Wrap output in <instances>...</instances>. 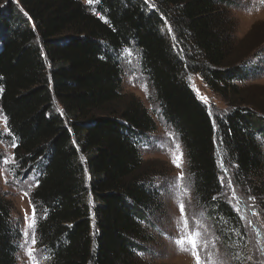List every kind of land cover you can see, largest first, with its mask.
<instances>
[{"label":"trees","instance_id":"trees-1","mask_svg":"<svg viewBox=\"0 0 264 264\" xmlns=\"http://www.w3.org/2000/svg\"><path fill=\"white\" fill-rule=\"evenodd\" d=\"M228 8L229 0H0V144L16 145L14 169L33 182L46 264L152 263L164 173L142 157L156 123L122 88L125 50L181 145L200 218L230 264H255L218 161L264 214V106L243 90L264 75V42L232 60ZM189 75L222 112L198 98ZM12 210L0 190V264H17L22 234Z\"/></svg>","mask_w":264,"mask_h":264},{"label":"rangeland","instance_id":"rangeland-1","mask_svg":"<svg viewBox=\"0 0 264 264\" xmlns=\"http://www.w3.org/2000/svg\"><path fill=\"white\" fill-rule=\"evenodd\" d=\"M6 1L16 2V0H4V2ZM229 1L235 5V8H228V11L235 26L237 40L232 60L236 61L239 58H245L252 47L264 42V2H261V0ZM121 66L124 92L138 98L156 123V132L143 150L142 157L160 168L164 173L159 181L163 189L162 209L159 214L155 215L156 217L152 218L163 232L158 237L154 236L155 241L151 247L153 255L150 256L152 263L150 264H195L191 247L186 239L183 250L176 243L181 237L186 238L187 234L196 237L198 242L197 251L202 264H230L229 259L220 248L219 238L211 231L208 222L200 218L201 213L195 207L190 192V181L185 172L184 157L180 161V168L175 167L172 162L173 155H181V145L174 133L164 126L154 113L155 104L152 102L147 81L142 75L138 61L131 50L123 51ZM189 81L195 93H199V95L197 94L199 99H202V97L207 98L210 109L219 113L225 109L224 104L207 89L199 76L189 75ZM243 90L254 101H258L261 106H264V75L246 83ZM202 101L204 100L202 99ZM0 129L3 134H7L5 120L1 113ZM157 142H161L163 147H160ZM177 144L179 148H177ZM12 145L11 141L0 144V190L11 201L13 207L12 217L19 225L22 234L17 264H33V260L27 255V248H32L35 264H46L47 259H45V255L37 244L35 247L31 245L33 229L28 228L25 221L26 216L28 218L27 223L32 221L33 208L30 203V193L34 185L30 178L19 177L14 169ZM5 160L8 162L4 163ZM220 164L219 160L220 178L223 177L226 199L239 214L251 240V263L254 261L255 264H264V214L258 209L257 202L255 203L252 199L249 200L243 195L240 196L233 185L229 187V174L227 172V175H225ZM181 173H183V179H178ZM170 182H173L172 186H170ZM233 191L235 192V198H233ZM24 193H27V195ZM181 203L184 205L183 217L179 209ZM253 212L256 215H253ZM185 221H187V227H185ZM25 231L29 233L27 245L24 237ZM197 233L198 236H196Z\"/></svg>","mask_w":264,"mask_h":264},{"label":"snow or ice","instance_id":"snow-or-ice-1","mask_svg":"<svg viewBox=\"0 0 264 264\" xmlns=\"http://www.w3.org/2000/svg\"><path fill=\"white\" fill-rule=\"evenodd\" d=\"M261 2H264V0H261ZM86 3L89 4V5H93L95 3H99V0H86ZM145 3L147 4L148 0H145ZM171 31H172L171 28H169V34H171ZM125 51H127V50H125ZM145 88H146V86H145ZM197 94L199 95V93H197ZM202 99L205 101V103H207V98L206 97H202ZM157 143H158V145L160 147H163V144L161 142H157ZM12 146L15 147L16 145L13 143ZM177 148H179L178 144H177ZM81 159L83 160V157H81ZM182 159H183V154L182 153H181L180 156L173 155L172 162H173L174 166L177 167V168H180L181 167L180 161ZM7 162H8L7 160L4 161V163H7ZM220 166H221L222 170L224 171L225 175H227V169L224 167L223 161H221ZM32 179H34V177ZM178 179H183V173H181V175H180V177H178ZM220 179H221V184L223 185V177H221ZM5 182L7 183V181H5ZM172 184H173V182H170V186H172ZM228 185H229V187H232V180L231 179H229ZM24 194L27 195V193H24ZM233 198H235V192L234 191H233ZM214 199H215V197H214ZM30 203H31V201H30ZM32 208H33V212H32V221H31V223H27L28 222L27 216L25 217V221H26L27 227L33 229V232L31 233V245H32V247H35V245L37 244L36 232H35L37 209H36V206H35L34 203L32 204ZM179 209H180V214L183 217L184 216V205H183V203H181L179 205ZM253 215H256V213L253 212ZM185 227H187V221H185ZM198 235L199 234L197 233L196 236H198ZM24 237H25V242H26V245H27V240L29 238L28 231L24 232ZM185 239H186L187 243L191 247L192 256L195 259V264H202L201 257H200V255H199V253L197 251L198 242H197L196 237L191 235V234H187L186 238L185 237H181V239L177 240L176 243H177V245H179L181 247L182 250H183V246L185 244ZM27 255L30 257V259L33 260V264H35V259L33 257L32 248H27ZM49 258L50 257H47V256L45 257V259H49Z\"/></svg>","mask_w":264,"mask_h":264}]
</instances>
